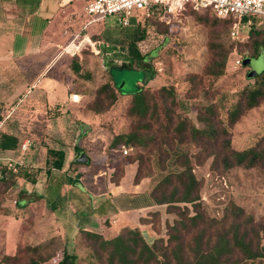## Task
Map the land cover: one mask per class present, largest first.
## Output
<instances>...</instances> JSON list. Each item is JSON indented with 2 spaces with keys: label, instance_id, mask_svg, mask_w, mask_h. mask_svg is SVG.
<instances>
[{
  "label": "rangeland",
  "instance_id": "1",
  "mask_svg": "<svg viewBox=\"0 0 264 264\" xmlns=\"http://www.w3.org/2000/svg\"><path fill=\"white\" fill-rule=\"evenodd\" d=\"M196 13L203 14L201 11ZM208 16L212 18L211 15ZM65 21L63 25L60 23L56 26L53 33H50L52 38L48 39L59 48L71 46L56 65L64 68V73L57 74L56 78H61L60 83L66 86L64 92L67 98L60 97L58 88H55V99H63L62 109L56 110L43 96L29 98L20 107H16L19 101L8 106L0 105V121L4 122L0 129L15 131L24 137L23 141L31 139L35 144L27 153L18 150L0 153L4 157L1 161L11 158L30 163L29 173L38 179L37 186H33L24 178L17 177L18 186L7 193L4 206L10 209L11 214H0V264H28L33 253L24 251L27 247L34 246L44 248L41 252L43 255L54 254L48 260L40 259V264H58L64 251L76 254L77 264H108L97 242L87 239L81 229L78 230L87 222V215H80L71 222L66 212L49 211L44 199L36 198L33 202L37 203L28 207L23 205L22 200L17 203L22 198L35 197L38 190L45 191L46 183L53 184L59 178L63 179L65 173L73 175L76 170H80L69 169V162L79 153L78 148L83 149L91 159L81 169L85 176L84 182L92 181L98 173H101L97 177L101 184L108 179L117 180L125 154L121 148L110 149V145L115 135L133 129V120L127 114L130 99L128 94L118 93L117 101L102 113L87 112L85 106L87 99L95 95L96 89L108 79V71L104 65L106 58L113 56L118 64L128 62L125 51L108 50L106 43L122 49L128 40L136 39L137 23L121 27L113 17L90 22L84 11L71 14L70 19ZM164 23H147V38L139 44L145 53L157 51L150 61L142 64L147 68L152 66L155 70L149 85L154 89L163 85L172 88L177 99L183 100L187 105L183 113L198 127H204V124L197 119L196 107L200 110L208 105L213 107L217 122L227 125L229 110L239 100L243 89L253 82L250 77L264 68V48L259 55L251 57L244 56L245 48L239 45L238 49L244 57L241 53L229 55L225 73L214 78L204 71L212 58L207 46L209 27L199 23L190 10L173 18L169 25ZM218 30L225 45L235 43L230 36L229 27L221 25ZM92 35L99 36L100 42L96 41L95 44ZM86 36H90L94 44L84 41ZM240 43H248V40ZM236 58L241 59V65L235 62ZM72 59L79 63L76 69L78 72L71 67ZM115 74L127 90L135 88L137 73L134 70H119ZM71 93H79L82 100L79 103L72 102ZM229 129L232 146L237 150L249 148L259 141L264 145V102L246 111ZM47 148L62 149L65 152L62 170L51 169L48 172L46 160H52L53 157L48 154ZM200 149L193 142L179 143L173 146L169 157L165 158L164 146L157 140L147 147L133 148L131 155H143L141 172L147 175L154 187L168 173L181 171L183 164L180 159L177 160L180 157L177 158V155L187 154L196 177L202 182L201 210L211 219L220 221L228 209L241 207L245 216L252 217L255 221L264 220V167L234 166L224 171L219 165L213 164V156L206 158V153L200 152ZM39 167L42 168L40 172L37 171ZM128 167L124 183L133 174L132 165ZM77 186L80 187L78 183ZM27 192L30 195H26ZM61 197L57 206L61 204L67 207L71 194H61ZM180 205L182 207L187 204ZM188 206L193 214L191 205ZM162 207L166 214L161 215L157 210L160 216L158 221L157 218L154 221L160 225V235L167 239V224H172L179 217L175 212H167L166 205ZM64 210L66 211L65 208ZM191 235L189 233L186 239H190ZM17 251L20 259H8V255L12 257Z\"/></svg>",
  "mask_w": 264,
  "mask_h": 264
},
{
  "label": "trees",
  "instance_id": "2",
  "mask_svg": "<svg viewBox=\"0 0 264 264\" xmlns=\"http://www.w3.org/2000/svg\"><path fill=\"white\" fill-rule=\"evenodd\" d=\"M189 10L199 23L209 27L207 46L212 58L204 68L206 75L214 78L222 76L225 73L229 55H238V53L242 55L238 49L239 45L245 48L246 54L243 55L251 57L259 55L264 48V28L257 21L250 26L248 30L250 34L245 40L232 38L235 43L227 46L219 36L218 27L221 25L229 27L231 36V20L220 18L210 10L201 11L203 14H198L193 9ZM153 21L165 24L156 16L139 15L135 40H128L122 49L107 45L108 50L125 51L128 62L118 64L115 57H107L104 65L108 71V79L96 89L95 95L87 99L85 106L87 112L102 113L117 101L118 93L130 96L127 114L133 120V129L115 135L110 149H117L122 145L132 148L147 147L151 142L160 140L164 146L165 158H168L174 145L193 142L201 147L200 152L206 153V158L213 156V164L219 165L224 171L234 166L250 168L261 165L264 167L262 142L237 150L232 146L229 129L246 111L264 102V68L250 77L253 82L243 89L239 100L229 110L227 125L217 122L213 107L208 105L201 107L200 110L196 107L197 119L204 124V127H198L186 113H183L187 105L183 100L177 99L172 88L163 85L154 89L149 85L155 70L152 66L147 68L142 64L150 61L157 51L145 53L139 44L147 38L146 24ZM92 36L95 41H100L99 36ZM164 39L166 42L167 37ZM246 40L248 43H240ZM78 64V61L72 59L71 67L76 72H78L76 70ZM119 70H134L137 73L134 89L127 90L120 84V79L115 74V71ZM56 110H58L57 107ZM23 138L15 131L0 129V153L17 150L21 152ZM78 149L76 158L84 152L83 149ZM47 152L53 157L52 160H46L49 166L48 172L51 169L62 170L65 152L57 148H47ZM2 158L4 157L0 155V214L10 215V209L4 206V201L9 190L18 186L16 178L22 177L31 183H36L37 179L29 173L30 163L18 160L21 165L18 164L19 172L16 174L8 169L7 165L1 161ZM76 158L69 162V169H77L91 162L90 157L88 163H77ZM123 158L120 177L114 182L118 183L119 179L125 175L126 166L131 163L137 165L133 177L134 184L148 178L141 172L142 154L137 153L132 156L130 152ZM177 158L182 162L183 169L168 173L150 190V195L156 204L166 205L167 212H175L179 217L172 224H167V239L160 235V225L154 221L156 218L158 221L160 216L158 211L151 212L150 217L141 219L151 223L156 231L157 236L152 241H148L138 227L124 229L110 239H106L101 233L81 229L83 235L97 242L108 264H264V220L255 221L252 217L245 216V211L241 207L228 209L220 221L211 219L205 211L201 210L202 182L194 173L190 157L183 153L177 155ZM41 169L39 167L37 171L40 172ZM83 174L78 170L73 175L65 173L64 178H59L58 181L60 184L77 185ZM58 199L59 197L52 202L51 209L57 208ZM181 203L187 205L181 207ZM188 204L191 205L193 214ZM189 233L192 235L190 239H186ZM43 250L44 248L38 246L27 247L24 252L33 253L28 264H40V259L48 260L54 257L52 253L43 255L41 253ZM9 258L20 259L19 252L17 251L12 257L8 255ZM58 264H77V256L64 251Z\"/></svg>",
  "mask_w": 264,
  "mask_h": 264
},
{
  "label": "crops",
  "instance_id": "3",
  "mask_svg": "<svg viewBox=\"0 0 264 264\" xmlns=\"http://www.w3.org/2000/svg\"><path fill=\"white\" fill-rule=\"evenodd\" d=\"M83 11L82 0H0V105L8 106L19 101L16 107H20L29 98L43 96L46 102L50 101L58 110L62 109L63 99L55 98L57 91L60 97L67 98L64 92L66 86L56 76L64 73V68L60 66V69L56 65L71 46L59 48L48 39L52 38L50 33L58 24L63 25L71 14ZM85 38L90 39V36ZM90 43L94 44L92 40ZM3 123L0 122V128ZM129 165H132L133 174L124 183ZM136 167V163L128 164L125 175L118 183L108 179L101 184L97 179L101 173L94 175L95 178L87 183L84 182L85 176H82L78 181L80 187L69 183L60 184L59 181L46 183V192L44 189L43 192L38 190L35 197L22 198L17 203L22 200L23 205L28 207L37 203L33 202L34 199H44L49 211L66 212L71 222L80 215H87V222L78 230L98 232L110 239L124 229L138 227L146 239L152 241L157 233L151 223L141 219L150 217V213L157 210L161 215L166 213L163 205L156 204L151 197L152 186L148 178L138 184L133 183ZM79 169L81 171L84 168ZM31 184L37 186L38 179ZM66 193L72 196L67 207L60 204L51 209L52 202ZM25 194L30 195L28 192Z\"/></svg>",
  "mask_w": 264,
  "mask_h": 264
},
{
  "label": "built area",
  "instance_id": "4",
  "mask_svg": "<svg viewBox=\"0 0 264 264\" xmlns=\"http://www.w3.org/2000/svg\"><path fill=\"white\" fill-rule=\"evenodd\" d=\"M70 1V0H68ZM83 10L90 22L113 17L121 27H127L137 23L139 15L146 17L156 16L161 21L170 23L173 18L180 16L185 11L210 10L216 16L229 19L232 22L231 37L243 41L245 34L252 23L257 21L262 24L264 21V0H82ZM134 20V22H132ZM94 46V45H93ZM241 65V59L235 61ZM82 99L79 93H71L70 100L78 103ZM35 145L31 139L21 143V152H27ZM123 153L129 154L132 147L122 145ZM9 170L19 172L18 162L8 158L4 160Z\"/></svg>",
  "mask_w": 264,
  "mask_h": 264
},
{
  "label": "water",
  "instance_id": "5",
  "mask_svg": "<svg viewBox=\"0 0 264 264\" xmlns=\"http://www.w3.org/2000/svg\"><path fill=\"white\" fill-rule=\"evenodd\" d=\"M77 163H88L89 156L85 152H81L79 156L76 158Z\"/></svg>",
  "mask_w": 264,
  "mask_h": 264
},
{
  "label": "bare ground",
  "instance_id": "6",
  "mask_svg": "<svg viewBox=\"0 0 264 264\" xmlns=\"http://www.w3.org/2000/svg\"><path fill=\"white\" fill-rule=\"evenodd\" d=\"M84 41H88V42L90 43L91 40H90L89 38H86ZM82 44H83V43H82Z\"/></svg>",
  "mask_w": 264,
  "mask_h": 264
}]
</instances>
